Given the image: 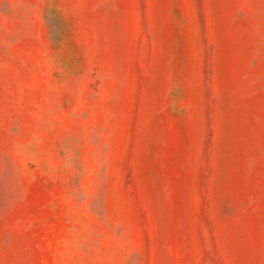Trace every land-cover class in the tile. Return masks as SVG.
<instances>
[{
	"label": "rangeland",
	"instance_id": "374dc122",
	"mask_svg": "<svg viewBox=\"0 0 264 264\" xmlns=\"http://www.w3.org/2000/svg\"><path fill=\"white\" fill-rule=\"evenodd\" d=\"M0 264H264V0H0Z\"/></svg>",
	"mask_w": 264,
	"mask_h": 264
}]
</instances>
